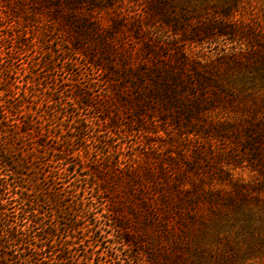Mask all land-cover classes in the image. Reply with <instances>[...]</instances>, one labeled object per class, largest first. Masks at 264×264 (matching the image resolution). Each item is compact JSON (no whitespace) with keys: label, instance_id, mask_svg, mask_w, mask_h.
Listing matches in <instances>:
<instances>
[{"label":"rangeland","instance_id":"rangeland-1","mask_svg":"<svg viewBox=\"0 0 264 264\" xmlns=\"http://www.w3.org/2000/svg\"><path fill=\"white\" fill-rule=\"evenodd\" d=\"M153 1L0 0V100L18 106L11 118L34 141L40 129L46 142L42 154H31V142L3 138L24 159L17 177L73 247L64 253L71 263H179L175 234L165 237L152 214L151 228L139 224L128 186L105 181L118 168L151 173L150 182L134 187L151 190L153 199L166 175L187 192L197 188L183 205L191 215L184 225L168 217L184 232L178 238L190 264H264V0L239 2L226 23L230 35L197 41L188 39L190 28L222 20L203 9L206 3L229 0H169V25ZM161 45L169 58L173 48L183 50L217 76L231 104L197 114L192 127L155 100L137 99L151 86L140 88L138 74L162 57ZM226 117L228 126L219 121ZM113 196L123 201L126 227L147 238L141 248L126 244L125 230L115 227Z\"/></svg>","mask_w":264,"mask_h":264},{"label":"trees","instance_id":"trees-1","mask_svg":"<svg viewBox=\"0 0 264 264\" xmlns=\"http://www.w3.org/2000/svg\"><path fill=\"white\" fill-rule=\"evenodd\" d=\"M65 1L72 2L74 0ZM240 1L229 0L225 2V5L206 3L203 9L208 11V14L213 13L221 17L222 20L219 23L203 24L201 28H190L189 34H192V38L188 39L197 41V38L203 36L213 37L216 34L227 36L229 31H227L226 23L229 22L228 20L235 12ZM169 2V0H154L151 3V9L160 16L162 22L166 25L171 23L170 15L167 14V10L172 8ZM69 18L71 19V16ZM178 23L174 24L175 32L181 30ZM233 23L237 27L236 21H233ZM233 34L236 35V30L233 31ZM162 48L163 45L159 46V49ZM176 50L179 49L173 48V51L171 49L174 54L169 58L167 52H165L167 51L166 48H163L162 57L151 65V70L138 74L137 79L140 88L146 83L145 81L151 82V86L142 93L138 92L137 99L151 98L155 100L156 107L161 105L165 113L185 116L187 124L194 127L195 123L198 122L196 119L197 114L210 109L219 102L231 104L230 99H232V96L224 91L222 82L217 76L211 74V71L201 63L191 60L185 51L176 52ZM128 72L130 71H125L126 75H123L129 77ZM148 77H150L149 80L146 79ZM18 108L17 106L11 110L9 106L0 100V134H3L0 135V264H68V262L75 264L71 263L72 261L69 258H64V253L66 251L71 253L73 247L67 241L62 240L59 233L61 228L45 220V215L40 211L38 205L42 202L31 201L20 182L22 178L17 177V175L22 176L21 169L25 167L22 163L24 159L20 158L19 155L21 151L17 152L15 146H9L7 141L3 142L5 137L6 140L8 139L13 143H17V140L21 142L17 144L31 142L32 146L28 148L29 153L42 154L39 145L44 146L41 141L46 143L43 139L44 134L40 129H37L36 135L38 138L36 137L37 139L34 141L32 132L24 131L21 128L23 126L20 127L17 123V119L11 118L16 115L15 111L18 112ZM173 119L176 121L178 117ZM219 121L225 126H228L231 122L227 117ZM257 124L254 128L260 127ZM262 124H264V121ZM32 127L35 126L32 125ZM111 170H113V175L105 181L109 180L108 183L113 182L112 187L128 186V190L133 197L132 207L129 210L135 218L141 219L139 224L151 228L152 214L153 224L159 227L157 223H162L163 226L161 227H164L165 237L174 236L175 234L173 240L178 264H190L184 258L183 245L180 238H178L184 232L180 230L178 235L172 228L168 217L171 218L172 222L174 221L173 223L183 226L185 216H191L190 212L183 209V205L185 206L186 202H190L197 196L194 194L197 188H194L195 191L187 192L183 188L182 181L178 179L176 183L171 184L175 177L166 175L165 180L168 181L165 184V189L159 191V195L153 199L151 198V190L141 186L134 187L141 179L150 182L151 173L138 175L135 174L133 169L124 171L113 168ZM59 200V198L56 200L57 203H60ZM122 205L123 201L117 200L116 196L112 197V204H108L109 210L117 215L118 220L115 227L125 230L122 236L126 244L129 243L132 247L138 246L141 248L142 242L145 243L144 240L147 238L142 237L144 233H135L129 227H126L130 222L121 217L120 209ZM53 212L57 214V211ZM57 218L60 219L61 217L57 215ZM149 236L146 234V237ZM193 262L197 264L196 260L191 261L192 264Z\"/></svg>","mask_w":264,"mask_h":264}]
</instances>
